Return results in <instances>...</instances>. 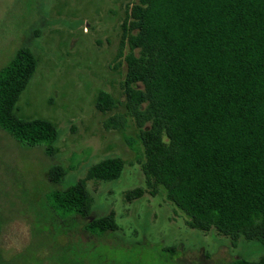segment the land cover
<instances>
[{
    "label": "trees",
    "instance_id": "trees-1",
    "mask_svg": "<svg viewBox=\"0 0 264 264\" xmlns=\"http://www.w3.org/2000/svg\"><path fill=\"white\" fill-rule=\"evenodd\" d=\"M120 47L128 49L117 54L126 68L121 87L148 194L162 187L189 229L214 230L234 247L243 240L263 248L257 261L228 264H264V0H138L121 24ZM36 64L30 49L20 48L0 69V130L21 146L44 145L53 157L56 127L15 114ZM95 105L105 114L117 103L101 91ZM125 123V115L114 114L103 126ZM123 169L120 158L103 159L51 201L85 219L92 211L87 182L117 180ZM64 175L54 166L47 178L58 185ZM144 194L134 188L124 200ZM116 230L112 211L86 224L91 233Z\"/></svg>",
    "mask_w": 264,
    "mask_h": 264
},
{
    "label": "rangeland",
    "instance_id": "rangeland-1",
    "mask_svg": "<svg viewBox=\"0 0 264 264\" xmlns=\"http://www.w3.org/2000/svg\"><path fill=\"white\" fill-rule=\"evenodd\" d=\"M138 0H0V69L20 48L36 58V71L15 107L21 119H44L58 131L55 155L44 145L24 147L0 130V264H228L257 261L263 248L211 230L185 225V216L158 188L148 194L138 130L126 115L121 87L126 68L120 47L121 24ZM116 108L96 109L99 92ZM114 114L126 116L122 129L106 130ZM120 158L117 180L87 182L89 217L64 214L52 194L73 186L87 169L106 158ZM64 170L58 185L47 175ZM141 188L131 203L126 191ZM115 214L117 230L91 233L86 224Z\"/></svg>",
    "mask_w": 264,
    "mask_h": 264
}]
</instances>
